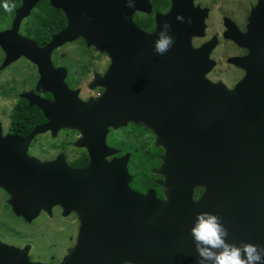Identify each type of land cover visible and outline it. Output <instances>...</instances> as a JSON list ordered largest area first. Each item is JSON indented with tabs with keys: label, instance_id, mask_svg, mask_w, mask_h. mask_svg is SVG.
I'll return each instance as SVG.
<instances>
[{
	"label": "water",
	"instance_id": "water-1",
	"mask_svg": "<svg viewBox=\"0 0 264 264\" xmlns=\"http://www.w3.org/2000/svg\"><path fill=\"white\" fill-rule=\"evenodd\" d=\"M39 1L22 0L15 10L11 32L16 33L20 22ZM47 1L63 13L65 28L42 49L26 40L22 54L6 58L5 65L18 55L35 62L38 54L48 57L53 49L81 37L88 47L111 57L112 63L104 76L107 84L115 87L109 97L118 94V99L127 105H133V100L157 97L153 95L156 86L153 89L144 86L149 84L147 78L144 81L134 77H146L152 69L163 68L164 76H169L166 95L178 98L179 75L191 74L188 69L194 68L193 60L199 52L191 48L190 38L203 29L191 4L182 8L180 0H173L169 13L157 16L155 31L147 34L133 23L132 17L135 11L149 13L148 0H132L131 7L126 0ZM178 16L183 19L178 20ZM165 22L174 43L161 55L164 62L159 63L153 42ZM4 35L0 33V47ZM118 66L123 71L116 72ZM181 67H185V72ZM142 68L144 72L139 71ZM121 77V86L116 87L115 82ZM201 93L202 98L217 100L221 109L217 152L205 155L208 163L212 159L206 169L200 166L198 154L179 153L177 175L172 182L163 184L166 188L163 200L152 192L141 195L130 189L124 159L105 166L98 152H90L86 168L71 170L59 157L47 162L29 157L28 144L51 127V106H46L49 121L44 126L34 129L26 138L0 139V187L11 195L12 212L26 221L34 219L40 210L49 213L57 204L64 214L70 210L77 212L75 244L59 264H196L189 229L198 213L219 217L227 229L228 243L264 246V118L256 111L264 107V103L261 105L264 73L259 75L255 70L236 86L234 93L220 86L203 87ZM57 96L58 103L64 105L71 99L61 90ZM24 97L30 106L42 105L30 95ZM231 107L233 118L222 115ZM126 120L118 121L115 127L124 126ZM98 123L97 120L84 125L92 129ZM140 123L148 126L146 122ZM193 139L196 144L191 146L195 151L202 140L196 135ZM164 169L162 166L158 171ZM196 185H205L206 190L194 200ZM26 250L0 244V264H37L28 261Z\"/></svg>",
	"mask_w": 264,
	"mask_h": 264
},
{
	"label": "flooded vegetation",
	"instance_id": "flooded-vegetation-1",
	"mask_svg": "<svg viewBox=\"0 0 264 264\" xmlns=\"http://www.w3.org/2000/svg\"><path fill=\"white\" fill-rule=\"evenodd\" d=\"M172 1L148 0L149 13L134 12L133 23L145 33L152 34L156 29V17L169 13ZM21 2L0 20V33H5L3 47H0V139L26 138L50 119V129L36 135L28 144L26 151L29 157L41 162L55 161L59 157L71 170L86 168L90 152H98L105 166L124 159L131 179L129 187L141 195L149 191L157 199H164L166 188L163 184L175 180L179 153L198 154L200 166L204 169L208 167L206 164L212 163V159L207 162L205 155L217 152L221 109L217 107V100L202 98L201 88L220 86L233 91L255 70L259 75L264 73V0H180L182 8L192 5L196 21L203 26L198 35L190 38L191 48L199 50L193 60L194 68H187L192 70L187 76L179 75L178 98L167 97L169 76H164L163 68L152 69L146 77L135 76V80L148 79L149 84L144 86L152 89L156 86L153 95L157 97L133 100V105L119 100L118 94L115 98L109 97L115 87L107 84L104 76L112 63L111 57L97 52L93 46L88 47L81 37L53 49L48 57L38 54L35 62L18 55L5 65L6 58L22 54L26 40L42 49L66 26L60 10L64 27L57 32L49 33L56 21L55 13L49 12L48 23H37L48 12L47 8L42 12L38 2L29 16L20 22L16 33L11 32L15 10ZM32 11H35L33 16ZM66 44L70 48L68 51L64 49ZM256 47L258 50H254ZM160 57L157 55L156 61L164 62ZM115 69L116 72L123 71L120 66ZM180 69L185 72V67ZM139 71L144 72L145 69ZM121 79L115 82L116 87L121 86ZM25 83L23 91L10 94L11 86L18 90ZM60 90L70 95L66 105L58 103L57 91ZM24 95H30L42 105L30 106ZM263 103L264 99L261 105ZM46 106H51L49 119L45 116ZM26 111H31L30 115H26ZM256 111L264 118V107ZM233 113L234 108L231 107L222 115L233 118ZM123 119H127L125 125L115 127ZM97 120L99 123L92 129L84 125V122L88 124ZM139 121L148 123V126ZM169 123L171 125H167ZM194 135L202 140L195 151L191 146L196 144ZM162 166L165 169L158 171ZM203 191V187L193 188V199L197 200ZM10 199L11 195L0 187V219L3 218L0 230L8 231L11 236L10 242L0 238V244L19 251L27 248V259L30 247L15 245V236L4 217L7 211L27 223L39 214L51 217L56 209L62 217L70 212L76 213L70 210L64 214L62 206L57 204L48 214L40 210L34 219L26 221L12 212Z\"/></svg>",
	"mask_w": 264,
	"mask_h": 264
},
{
	"label": "rangeland",
	"instance_id": "rangeland-1",
	"mask_svg": "<svg viewBox=\"0 0 264 264\" xmlns=\"http://www.w3.org/2000/svg\"><path fill=\"white\" fill-rule=\"evenodd\" d=\"M35 11H32V16L34 15ZM66 45H64V49L67 51L70 50L68 44ZM10 71L12 72L11 68ZM10 88V94L13 95V93L17 91H23L22 89L26 88V83L19 86L18 90L12 86ZM228 92L234 93V90ZM10 102H12V100H10ZM196 182L199 183V181ZM195 187H203L204 191L206 190L205 185H196L193 188ZM54 212L55 211H53L51 214V217H48V215L45 216L39 214V216L30 223H27L20 218H16L10 213V211H7L8 214L4 216L6 219V224L13 233L10 230L9 231L13 236H15V239L18 240H13L15 245H28L30 247V260L28 259L30 262L37 264H45L48 262L57 264L64 256L68 254L69 249L75 244V238L79 226L77 212L75 215L71 214L72 212H70L63 217L60 215L59 209H56V213ZM0 222L3 223V218L0 219ZM0 235L2 236L0 237L2 240L4 239L7 242L11 241V236L8 231L0 230ZM12 244L14 243L12 242Z\"/></svg>",
	"mask_w": 264,
	"mask_h": 264
},
{
	"label": "clouds",
	"instance_id": "clouds-1",
	"mask_svg": "<svg viewBox=\"0 0 264 264\" xmlns=\"http://www.w3.org/2000/svg\"><path fill=\"white\" fill-rule=\"evenodd\" d=\"M132 6V0H126ZM182 20V17H177ZM167 22L160 25V31L153 42V51L163 55L174 43L168 34ZM196 251V264H264V246L227 242V229L219 217L210 213H198L189 229Z\"/></svg>",
	"mask_w": 264,
	"mask_h": 264
},
{
	"label": "trees",
	"instance_id": "trees-1",
	"mask_svg": "<svg viewBox=\"0 0 264 264\" xmlns=\"http://www.w3.org/2000/svg\"><path fill=\"white\" fill-rule=\"evenodd\" d=\"M20 0H0V20L3 18V16L5 14H10L12 12V8L14 6H17L19 4ZM45 3V7L43 6ZM12 5V6H10ZM39 6L40 8L42 7V12L45 11V8H47L48 12H45V14L43 16H41L37 23H44V22H49L50 16H49V12L51 13H55V18L56 21L54 23L53 26L50 27V29H53L52 31H50L49 33H55L58 30L62 29L64 27V18L62 13L59 10H54L52 8H50L46 2V0H41L39 2ZM48 33V32H47ZM48 33V35H49ZM31 111H26V115H30Z\"/></svg>",
	"mask_w": 264,
	"mask_h": 264
}]
</instances>
